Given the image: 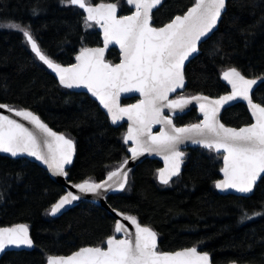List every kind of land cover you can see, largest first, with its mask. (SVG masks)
<instances>
[{"label": "trees", "instance_id": "trees-1", "mask_svg": "<svg viewBox=\"0 0 264 264\" xmlns=\"http://www.w3.org/2000/svg\"><path fill=\"white\" fill-rule=\"evenodd\" d=\"M90 2H113L120 15L132 11L126 0ZM193 3L163 0L152 13L153 26L164 25ZM34 8L39 9L37 15H33ZM84 16L82 9L63 6L60 0H0V24H30L39 46L62 65L72 63L81 47L102 43L96 23L86 26ZM262 16L264 0H227L218 27L185 67V90L175 96L202 93L215 97L228 92L221 75L230 67L247 78L264 73ZM119 59L115 48L106 52L109 63ZM252 98L264 104V82L259 81ZM135 100L127 98L122 103ZM0 103L29 108L52 129L73 140L75 156L67 169V180L72 183L89 178L103 180L107 171L127 158L123 139L126 125H112L94 99L59 85L22 35L4 28H0ZM200 119L193 108L174 123L189 125ZM220 119L232 127L251 122L244 102L225 109ZM184 154L181 174L168 185L157 178L161 163L144 159L129 171L124 191L106 196L107 204L150 226L158 235L160 251H176L200 242L199 250L209 252L213 264H264V216L240 222L242 209L249 214L264 212V179L249 196L219 194L214 181L220 179L222 155L199 147L187 148ZM0 193V227L24 223L35 243L31 250L5 252L0 264H44L47 255H67L80 247L100 246L107 236L116 235L111 213L88 200L60 215H50L51 204L63 195L64 188L24 157L0 154Z\"/></svg>", "mask_w": 264, "mask_h": 264}, {"label": "snow or ice", "instance_id": "snow-or-ice-1", "mask_svg": "<svg viewBox=\"0 0 264 264\" xmlns=\"http://www.w3.org/2000/svg\"><path fill=\"white\" fill-rule=\"evenodd\" d=\"M63 6H77L83 9L85 25L99 24L103 29L104 48L81 47L75 56L76 63L67 66L58 63L38 44L30 24L8 21L0 27L19 32L26 44L43 65L47 66L59 85L65 88H86L103 109L107 110L113 124L127 116L131 122L123 139L132 141L128 150L132 158L144 152H155L163 156L165 166L158 169V180L168 185L173 177L181 174L184 152L179 145L184 141L201 145L209 150L223 149L224 166L220 169L223 179L214 181L222 192L235 190L240 194H251L258 178L264 179V104L255 103L250 93L258 81L264 82V73L246 78L236 67L222 73L223 79L231 85V92L210 100L196 95L170 99L169 94L185 86V62L199 51L198 45L213 32L227 8V0H194L191 7L182 14L170 18L161 27L152 24L153 9L162 6V0H127L134 8L130 15L118 16L117 4H92L90 0H60ZM38 8L33 9L37 15ZM264 23V16L261 17ZM112 42L120 46L122 59L112 65L104 61L105 48ZM122 92H138L142 99L136 104L122 107L119 95ZM237 97L247 101L254 123L244 127H225L217 119L220 107ZM195 100L199 104L203 120L196 124L176 127L172 118L164 115V108L180 109ZM0 109L7 110L33 126L30 130L24 123L12 116L0 113V152L12 157L26 154L47 165L53 175L69 177L65 165L72 163L73 140L63 133L53 131L39 115L29 108L0 103ZM153 124H163L158 134L151 131ZM39 133V135H37ZM43 146L47 151L44 152ZM128 161L107 171L105 179L99 182L85 179L73 182L70 190L51 204L50 215L55 216L66 206L81 199L80 193L102 196L108 192L124 191L129 184ZM20 174H17V179ZM0 199L3 194L0 193ZM117 216L130 222L134 235L122 223L115 220L114 232L125 234L123 239L109 235L100 246H85L70 255H47L46 264H211V255L197 246L177 251H159L157 233L142 225L134 215L112 208ZM264 216V212L241 210L240 222ZM106 244V247L103 245ZM9 246L34 248L26 224L0 227V253Z\"/></svg>", "mask_w": 264, "mask_h": 264}, {"label": "water", "instance_id": "water-1", "mask_svg": "<svg viewBox=\"0 0 264 264\" xmlns=\"http://www.w3.org/2000/svg\"><path fill=\"white\" fill-rule=\"evenodd\" d=\"M162 1H163V0H162ZM126 2H127V0H126ZM100 3H105V2H100ZM108 3H113V2H108ZM94 4H98V3H94ZM114 4H115V3H114ZM127 4H128V3H127ZM129 7H131V6L129 5ZM158 7H159V6H158ZM158 7H157V8H158ZM157 8L153 9V12H154ZM131 9H132V11H134V8L131 7ZM82 10H83V9H82ZM153 12H152V13H153ZM84 14H85V16H86V13H84ZM130 14H131V12H130L129 14H126V15H130ZM117 15H118V16H125V15H120V14H119L118 6H117ZM219 22H220V21H219ZM219 22H218V24H219ZM167 23H168V22H167ZM96 25H97V31L100 33V37H101V41H102V43H101V45H99V46H87L88 48H104V47H105V46H104V39H103V29L101 28V26H100L99 24H96ZM162 26H163V25H162ZM155 27H156V26H155ZM160 27H161V26H160ZM217 27H218V25H217ZM217 27H216V28H217ZM216 28L213 30V32L216 30ZM213 32H212V33H213ZM212 33L209 35V37L212 35ZM209 37L205 38V39L203 40V42H204L205 40H207ZM200 45H201V43L198 45V47H199ZM111 48H115V49L119 52V54H120V59H119V61L116 62L115 64L120 63V61H121V59H122L121 50H120V46H119L118 44H116L115 42L110 43V44L105 48V51H104V61H105L106 63H109L107 60H105V55H106V52H107L109 49H111ZM78 53H79V52H78ZM78 53H77V54H78ZM197 53H198V52H197ZM197 53H194L193 56L189 58V61H190L191 59H193V58L197 55ZM189 61H186V62H185V67H186V65L188 64ZM74 63H76V60H75V59H74V61H73L72 63H70V64H74ZM110 64H111V63H110ZM115 64H112V65H115ZM68 65H69V64H68ZM64 66H67V65H64ZM227 70H228V69H227ZM225 71H226V70H225ZM54 75H55V73H54ZM246 78H247V77H246ZM56 79H57V81H58V78H56ZM221 80H222V82H223V83L227 86V88H228V92H226V93L220 95V96H223V95H226V94H228V93L231 92V85H229V84L227 83V81H225V80L223 79V76H222V75H221ZM257 85H258V83H257ZM257 85H254V86H253V91L255 90V88L257 87ZM185 87H186V80H185V86H184L183 88H179V89H177L174 93H170V94H169L170 99H179V98H181V97H185V98H187V97L196 96V95L207 96V97L210 98V100H215V99H218V98L220 97V96L212 97V96H209V95H206V94H202V93H197V94L189 95V96H188V95H187V96H186V95H182V96L175 97V94H176L177 92H182V91H184V90H185ZM67 89H69V88H67ZM69 90H70V91H76V92L85 93V94H87L88 96H90L92 99H94V100L98 103L99 107H100V108L102 109V111L107 115V117H108L110 123H111L112 125H114V126H118V125H121V124H125V125H126V132H125V134L127 133L128 126H129V124L131 123V122L128 120L127 116L122 117L120 120L117 121V123L113 124L112 121H111V119H110V117H109L108 114H107V110L103 109V107L99 104V101H98L95 97H93V96L91 95V93H89V92L87 91L86 88H83V87L76 88V87H74V88H71V89H69ZM253 91L250 93L251 96H252ZM127 98H136V100H135L134 102L127 103V104L122 103V100H123V99H127ZM140 99H142V97L140 96V94H139L138 92H122V93H120V95H119L118 102H119V104H120L122 107H124V106H128V105H131V104H136ZM253 101H254V100H253ZM238 102H244V103L247 105V107H248V103H247V101H245V100H243V99H241V98H239V97H237L235 100L228 101L226 104H224V105H222V106L220 107V109H219V111H218V113H217V119L219 120L220 123L224 124V123L221 121V119H220V116H221L222 112H223L225 109L231 107L232 105H234V104H236V103H238ZM254 102H255V103H258V102H256V101H254ZM193 108L196 109L197 112L201 115V119H200V121L203 120V114H202L201 111H200L199 104H198L195 100H193L190 104L186 105L182 111H181L180 109L171 110V109H168V108H164L163 112H164V115L169 116L170 118H172V120H173V124L175 125L174 120H175L177 117L184 115L186 112L190 111V110L193 109ZM248 111H249V115H250V118H251V122H250V123H254L255 121L253 120V118H252V116H251V110L249 109V107H248ZM0 113L5 114V115L12 116V118L17 119L18 121L24 123L25 126L28 127L30 130L35 131V129L33 128V126H32L31 124H29L27 121H23L20 117H15L12 113H8L7 110L0 109ZM34 113H35V112H34ZM36 114H37V113H36ZM37 115H38V114H37ZM200 121H199V122H200ZM199 122H197V123H199ZM193 124H196V123H193ZM224 125H225V124H224ZM175 126H176V127H183V126H186V125H180V126L175 125ZM244 126H246V125H243V126H241V127H244ZM49 127H50V126H49ZM225 127H230V128H240V127H232V126H227V125H225ZM50 128H51V127H50ZM162 128L167 129V126H166V125H163V124H153V125H152V128H151V131H152L153 134H158V133L161 131ZM52 130L55 131L54 129H52ZM56 132H59V131H56ZM59 133H62V132H59ZM125 134H124V135H125ZM37 135H39V133H37ZM40 139H41V147H42V150H43L44 152H46L47 149H46V147L43 146V143H42V141H43V137L41 136ZM124 143H125V141H124ZM125 144L127 145V158H126V159H127V161H128L127 165L125 166L126 169L131 170L132 168H134L136 165H138L140 162H142V161H143L144 159H146V158H153V159L158 160V161L161 163V168H163V167L165 166L163 156L160 155V154H157V153H155V152H151V153H149V152H144L143 154L137 156L136 158H132V154H131V152H130L128 149H129L130 147L134 146V145L132 144V141H128V142L125 143ZM73 146H74V150H73V155H72V162H73V159H74V156H75V144H74V142H73ZM178 147H179V150L182 151V152H184L185 149H187V148H192V147H194V148H196V147L204 148V147H202L201 145L193 144V143H191V141H187V140L184 141L182 144H180ZM214 151H215L217 154L222 155V160H221V168H222V167L224 166V162H223V155H224V152H223V149H220L219 151H217V150L214 149ZM0 154H3V155H6V156H9V157H12L9 153H2V152H0ZM18 157H24V158H26V159H28V160H30V161L36 163L38 166H40L42 169H44V170L48 173L49 177H50L54 182H56V183L60 184L61 186H63V188H64V193H65L66 191H68V190H70V191H72V192H74V193H77V190L71 187L72 182L68 181V180H67L65 177H63V176L53 175V173L48 169L47 165L43 164V163L40 162V161L35 160L34 157H29V156H27L26 154H21V155H18L17 157H13V158H18ZM184 158H185V155H184ZM184 158H183V161H184ZM71 164H72V163H71ZM71 164L65 165L66 170L70 167ZM182 169H183V162L181 163V171H182ZM262 176H264V174H262ZM105 177H106V176H105ZM104 179H105V178H104ZM220 179H223V173H222V172H220ZM259 180H260V178H258V181H259ZM258 181H257V183H258ZM97 182H99V181H97ZM216 190H217V192H218L219 194H233V195H237V196H249V195H250V194H240V193H236L235 190H228L227 192H222L221 190H219V189H217V188H216ZM118 192H121V191L108 192V193H106V194H104V195H102V196H96V195H94V194H92V193H80V194H79V195L81 196V199H80V200H78V201H74L71 205L66 206L65 209H62L61 212H60V213H57L56 215H60V214H62L63 212L67 211L68 209H70V208L76 206L78 203H81V202L84 201V200H88V201H91V202H93V203H95V204H97V205H100V206L106 208V209L111 213V215L113 216V218H114L115 220H116V219H121V220H122V223H124L125 226L128 228V230H129L131 233H133V235H134L135 229H134V227L130 224V222H128V221H124L122 217L117 216L116 213L112 211V208H111V207L107 204V202H106V196H107V195L112 194V193H118ZM64 193H63V194H64ZM20 224H24V223H20ZM141 224H142V223H141ZM142 225H144V224H142ZM146 226H148V225H146ZM5 227H7V226H5ZM149 227H150V226H149ZM29 235H30V233H29ZM114 236H115L117 239H123L124 236H125V234H124L123 232H121V233H116V235H114ZM158 243H159V239H158V235H157V245H158ZM104 247H106V244H105ZM31 249H33V248H26V247H24V246H21L20 248H16V247H14V246H9L8 248L5 249V251H4L3 253H0V258H1L2 255H3L5 252H7V251H19V250H31ZM179 250H180V249H179ZM159 251H160V250H159ZM176 251H177V250H176ZM165 252H172V251H165ZM70 254H71V253H70ZM70 254H67V255H70ZM59 256H66V255H59ZM44 264H46V262H45ZM211 264H213L212 261H211ZM228 264H239V263L231 262V263H228Z\"/></svg>", "mask_w": 264, "mask_h": 264}, {"label": "rangeland", "instance_id": "rangeland-1", "mask_svg": "<svg viewBox=\"0 0 264 264\" xmlns=\"http://www.w3.org/2000/svg\"><path fill=\"white\" fill-rule=\"evenodd\" d=\"M2 24H6V22H4V23H1L0 25H2ZM0 28H3V27H0ZM4 29H7V28H4ZM9 30V29H8Z\"/></svg>", "mask_w": 264, "mask_h": 264}, {"label": "bare ground", "instance_id": "bare-ground-1", "mask_svg": "<svg viewBox=\"0 0 264 264\" xmlns=\"http://www.w3.org/2000/svg\"><path fill=\"white\" fill-rule=\"evenodd\" d=\"M258 83H259V81H258ZM222 95V94H221ZM220 96V95H219ZM213 97V96H212ZM216 97V96H215Z\"/></svg>", "mask_w": 264, "mask_h": 264}]
</instances>
